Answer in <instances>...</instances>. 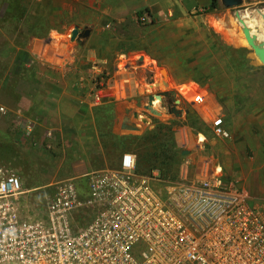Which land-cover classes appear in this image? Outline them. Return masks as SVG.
Instances as JSON below:
<instances>
[{
	"label": "rangeland",
	"instance_id": "1",
	"mask_svg": "<svg viewBox=\"0 0 264 264\" xmlns=\"http://www.w3.org/2000/svg\"><path fill=\"white\" fill-rule=\"evenodd\" d=\"M261 14H264V2L252 1L241 8H227L219 0L215 9L206 11L200 18L180 23L174 46L154 48L159 55L169 57L167 61L153 59L151 55H147L146 62L140 61L138 54L146 48L151 50L150 47L128 41L108 47L100 45L88 54L87 38L82 44L78 38L72 40V27L65 34L58 31L50 34L47 39L50 50L43 62L38 61L42 47H15L27 62L20 74V89H81L84 97L86 93L89 95L87 102L93 111L87 127L69 131L56 148L45 140L41 154L40 147L34 144L37 147L34 156L16 157L14 164L20 170L2 166L6 173L20 175L24 182L27 191L23 196L24 214L44 216L40 187L49 179L70 176L81 169L82 173L76 176L82 181L81 176L92 167L118 166L123 154L129 151L137 155L141 171L159 168L164 179L174 181L189 176L188 162L197 159L195 140L200 135L206 137L204 155H215L229 179L242 177L251 195L264 200V39L259 36L264 30V18ZM169 18L164 16L162 21ZM251 19L254 25L260 23L257 27L260 30L251 26ZM159 21L138 13L137 35L147 38L144 28ZM19 23L18 19L2 25L8 33H16ZM129 24L130 21L119 26L112 24L109 28L115 27L112 30L115 37L123 35L126 41L132 35L127 30ZM247 32L254 45L249 42ZM170 51L175 52L173 56ZM39 69L45 74H40ZM123 73L131 74L135 80L131 82L132 89H126V97L121 98V89H112L120 98L104 102L108 92L101 91V103L92 105L93 93L102 87L101 77L119 79ZM186 81H189L186 86L181 85ZM13 83L9 78L7 88L3 89H14ZM199 91L224 116L229 138L217 136L199 112L193 102ZM158 93H162V98L156 97V104H152V109L158 112L154 113L147 105L149 95ZM174 106L176 111H172ZM185 127L187 133L182 131ZM49 131L46 130V136L55 138L56 133ZM186 134L189 142L184 145ZM185 149L190 153L184 155ZM43 163L47 167L42 169Z\"/></svg>",
	"mask_w": 264,
	"mask_h": 264
},
{
	"label": "built area",
	"instance_id": "2",
	"mask_svg": "<svg viewBox=\"0 0 264 264\" xmlns=\"http://www.w3.org/2000/svg\"><path fill=\"white\" fill-rule=\"evenodd\" d=\"M252 1L264 2L234 8ZM133 78L101 77L92 105L101 103V91L108 92L104 102L120 98L112 89L124 99ZM193 102L215 134L229 138L203 91ZM205 138L195 140L197 159L180 180L164 179L159 168L140 171L131 151L82 181L53 180L40 187V218L24 214L22 178L0 168V264H264V200L254 199L242 177L229 179L215 155H204Z\"/></svg>",
	"mask_w": 264,
	"mask_h": 264
},
{
	"label": "crops",
	"instance_id": "3",
	"mask_svg": "<svg viewBox=\"0 0 264 264\" xmlns=\"http://www.w3.org/2000/svg\"><path fill=\"white\" fill-rule=\"evenodd\" d=\"M211 4L212 0H0V168L7 165L20 170L14 164L16 157L34 156L36 145L40 147L41 154V145L45 140L56 148L57 142H62L69 131L87 127L89 116L93 113L92 106L87 102L89 95L86 93L88 98L84 97L81 89H20V74H23L22 70L27 62L15 47H42L40 50L43 54H39L38 61L43 62L50 50L47 49L50 34L53 31L65 34L67 28L78 25L91 30L86 37L88 54L100 45L108 47L128 41L150 47L151 50L146 48L149 52L144 49L138 54L140 61L146 62L147 55L167 61L169 57L159 55L154 48L161 45L167 48L174 46L176 29L178 26L180 28V23L200 18L211 9ZM138 13L161 20L144 28L148 32L145 39L137 35L135 20ZM164 16L171 18L163 22ZM18 19L20 23L16 33H8L2 24ZM129 21L127 30L132 35H128L126 41L123 35L115 37L112 30L116 28L109 27ZM170 53L173 56L175 52ZM38 72L45 74L42 69ZM9 78L15 82L14 89H3L7 88ZM188 83L186 81L181 85L186 86ZM119 118L122 120L120 114ZM119 127L121 129L123 125L120 123ZM47 129L50 130L49 133H56L55 138L46 136ZM41 167L43 169L47 166L43 163ZM88 168L90 166L84 170L87 171ZM80 170L76 169L70 176L49 179L42 185L53 180L77 177L82 173Z\"/></svg>",
	"mask_w": 264,
	"mask_h": 264
},
{
	"label": "water",
	"instance_id": "4",
	"mask_svg": "<svg viewBox=\"0 0 264 264\" xmlns=\"http://www.w3.org/2000/svg\"><path fill=\"white\" fill-rule=\"evenodd\" d=\"M220 1L227 8L242 4V0H220ZM262 16L264 18V14H262ZM90 32H91L90 28L83 29L80 26L75 25L71 28V38L73 40L78 38V41L82 42V39L88 37ZM247 36H248L249 42L252 45H254V40L252 37H250L248 32H247ZM262 54L264 55V52ZM163 94L168 95V92H164ZM161 96H162V93H158L156 95H149V101H148L147 107L150 108L154 113H158V112L156 110L152 109L153 101L156 99V97L161 99L162 98ZM176 110H177V107L174 106L172 108V111H176ZM177 115H180V112H178ZM182 153L185 155V154H188L189 151L185 150Z\"/></svg>",
	"mask_w": 264,
	"mask_h": 264
},
{
	"label": "bare ground",
	"instance_id": "5",
	"mask_svg": "<svg viewBox=\"0 0 264 264\" xmlns=\"http://www.w3.org/2000/svg\"><path fill=\"white\" fill-rule=\"evenodd\" d=\"M261 15H262V14H261ZM247 17H248V16H247ZM250 22H251V26H252V27H254V29H256L257 27H260V26H259V25H260V23H259V22H258V23H259V25H254V24H252V22H253V20H252V19H251V21H250ZM262 23H263V22H262ZM262 23H261V24H262ZM249 27H250V26H249ZM257 30H260V29H259V28H257ZM54 34H55V33H54ZM259 36H260V38H261V39H264V30H261V31H260V35H259ZM258 40H259V39H258ZM155 101H156V100H154V101H153V103H155Z\"/></svg>",
	"mask_w": 264,
	"mask_h": 264
},
{
	"label": "trees",
	"instance_id": "6",
	"mask_svg": "<svg viewBox=\"0 0 264 264\" xmlns=\"http://www.w3.org/2000/svg\"><path fill=\"white\" fill-rule=\"evenodd\" d=\"M218 4H219V0H212V4H211V9H215L217 6H218ZM138 166V165H137ZM152 169H154V168H152ZM151 169V170H152ZM141 171V170H140ZM160 171H161V169H160ZM144 172V171H143ZM148 172V171H147Z\"/></svg>",
	"mask_w": 264,
	"mask_h": 264
},
{
	"label": "flooded vegetation",
	"instance_id": "7",
	"mask_svg": "<svg viewBox=\"0 0 264 264\" xmlns=\"http://www.w3.org/2000/svg\"><path fill=\"white\" fill-rule=\"evenodd\" d=\"M176 104H178V103H176ZM170 105H171V106H173V105H174V103H173V102H170Z\"/></svg>",
	"mask_w": 264,
	"mask_h": 264
}]
</instances>
